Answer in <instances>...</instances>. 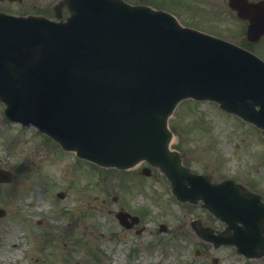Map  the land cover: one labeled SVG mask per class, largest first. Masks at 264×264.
I'll use <instances>...</instances> for the list:
<instances>
[{"label": "water", "instance_id": "water-1", "mask_svg": "<svg viewBox=\"0 0 264 264\" xmlns=\"http://www.w3.org/2000/svg\"><path fill=\"white\" fill-rule=\"evenodd\" d=\"M64 4L71 11L67 21L0 13L6 113L102 165L126 168L147 159L167 173L180 199L242 208L228 214L235 231L227 241L262 254L264 205L240 201L247 196L241 187L215 185L185 167L170 149L168 117L185 97L211 98L264 128V62L149 6L62 0L58 9ZM230 4L250 20L249 37L260 38L264 0ZM0 179L10 180L11 173Z\"/></svg>", "mask_w": 264, "mask_h": 264}, {"label": "rangeland", "instance_id": "rangeland-1", "mask_svg": "<svg viewBox=\"0 0 264 264\" xmlns=\"http://www.w3.org/2000/svg\"><path fill=\"white\" fill-rule=\"evenodd\" d=\"M55 1L0 0V9L17 13L48 12ZM128 1L167 5L192 24L234 40L246 36L245 25L229 8L228 0ZM66 14L65 10L63 16ZM260 45L264 47V40ZM170 125L175 131L173 147L181 151L185 164L216 179L234 177L264 197L261 129L228 114L217 103L192 99L181 102L170 118ZM57 146L36 127L8 121L0 101V168L14 171V180L0 185V206L9 210V215L0 219V254H4L0 264H99L91 256H97L101 250L109 256L106 264H211L202 261L197 253L203 243L189 225L200 218L202 208L178 202L163 173L154 168L148 177L140 168L122 171L101 167ZM120 187L130 194L129 200L124 194L127 192ZM61 190L66 193L64 198L58 196ZM113 195L118 196L116 203L108 199ZM125 204L143 206L157 220L177 219L180 215L172 229L157 234L152 231L155 223H147L151 228L140 240L150 246L142 247L144 254L135 263L127 257L129 249L124 243L109 241L103 232L108 221L112 222L103 211ZM181 214L185 218L183 225H179ZM213 222L211 218L206 220L217 228L222 227L220 221ZM12 239L20 240L21 246L9 244ZM49 245L57 247V256H53L52 248L47 252ZM138 251L134 253L137 255ZM215 253L222 259L219 264H264V255L247 258L231 247H221ZM15 256L21 258L13 262Z\"/></svg>", "mask_w": 264, "mask_h": 264}, {"label": "flooded vegetation", "instance_id": "flooded-vegetation-1", "mask_svg": "<svg viewBox=\"0 0 264 264\" xmlns=\"http://www.w3.org/2000/svg\"><path fill=\"white\" fill-rule=\"evenodd\" d=\"M126 222L129 225V227H126V228H128V230H131V231L133 230V231H136V232H140L143 229V226L140 225L141 218H140V221L138 222V224L133 223V220L131 218L126 219ZM205 247H208V246L207 245L206 246L204 245V248Z\"/></svg>", "mask_w": 264, "mask_h": 264}, {"label": "bare ground", "instance_id": "bare-ground-1", "mask_svg": "<svg viewBox=\"0 0 264 264\" xmlns=\"http://www.w3.org/2000/svg\"><path fill=\"white\" fill-rule=\"evenodd\" d=\"M13 242H14V240L12 239V240H11V243H13ZM20 245H21V241H16V242H14V246L19 247ZM1 257H3V255H2Z\"/></svg>", "mask_w": 264, "mask_h": 264}]
</instances>
